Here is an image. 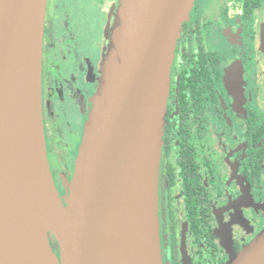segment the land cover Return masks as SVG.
I'll list each match as a JSON object with an SVG mask.
<instances>
[{
  "label": "water",
  "instance_id": "1",
  "mask_svg": "<svg viewBox=\"0 0 264 264\" xmlns=\"http://www.w3.org/2000/svg\"><path fill=\"white\" fill-rule=\"evenodd\" d=\"M195 0H120L64 204L42 118L47 0H0V264H162L158 175L170 70ZM226 264H264V229Z\"/></svg>",
  "mask_w": 264,
  "mask_h": 264
},
{
  "label": "flooded vegetation",
  "instance_id": "2",
  "mask_svg": "<svg viewBox=\"0 0 264 264\" xmlns=\"http://www.w3.org/2000/svg\"><path fill=\"white\" fill-rule=\"evenodd\" d=\"M119 1L46 3L42 118L48 165L60 196L77 154L60 177L49 152L56 153L61 144L56 136L47 143V115L53 116L52 106L70 104L67 114L76 132L69 131L70 144L64 147L74 152L83 133L77 124L82 117L86 122L91 110L108 43L105 31L112 28ZM70 17V36L68 29L79 20L99 29L95 90L88 97L81 90L86 99L80 103L64 101L50 75L48 37ZM70 41L81 46L74 36ZM157 214L162 264H226L264 229V0H195L182 24L165 104Z\"/></svg>",
  "mask_w": 264,
  "mask_h": 264
},
{
  "label": "rangeland",
  "instance_id": "3",
  "mask_svg": "<svg viewBox=\"0 0 264 264\" xmlns=\"http://www.w3.org/2000/svg\"><path fill=\"white\" fill-rule=\"evenodd\" d=\"M107 8L106 5L103 6V15L105 14V9ZM78 19V18H77ZM76 19V20H77ZM70 18H62L61 26L59 31H55L48 37L49 45V58L51 59V78L57 82V87L60 88L62 92V99L65 101L66 99H70L71 103L75 101L80 103V99H86L93 91L95 90V83H94V73L92 71V67L96 64V57L98 56V49L96 47V39L98 38L99 33L95 34L99 29H91L87 25H81V20L77 21L74 25V29H68L71 31V36L67 31V25L70 23ZM86 21V20H85ZM53 25V24H52ZM69 26V25H68ZM76 38V42L79 43L81 46H72L71 37ZM70 51V52H69ZM72 56L69 57V60L66 58L68 55ZM76 58V59H75ZM63 59V60H62ZM87 71L89 73H87ZM86 85V86H85ZM52 86V85H51ZM54 87V86H53ZM93 87V89H92ZM91 89V90H90ZM81 90L88 92V95L85 97L84 93H81ZM60 93V91H59ZM56 104V103H55ZM62 108H61V107ZM50 111H52L53 116H50V113L47 115L49 116L48 122V130H47V143L51 144L52 141H57L61 144V148L56 150V153H53L50 150V158H51V166L54 167L57 171L60 172V177L64 174L67 167H70L68 164L71 159L77 154V146L80 140V136L77 137L75 142V150L74 152L71 151L68 147H64L65 144L68 142L70 144V139L67 137L69 131L74 133L76 132V128L73 124L72 118H70V114H67V109L70 108V104L67 105H59V106H52ZM66 108V109H65ZM50 109V108H49ZM63 112H59V110ZM48 112V111H47ZM71 122V123H70ZM85 122V118L82 117L78 124L80 126V131L83 128V124ZM51 125V126H50ZM56 136V139L54 137ZM68 138V139H67ZM53 141V142H54ZM57 142V143H58ZM50 170V169H49ZM51 172V171H50ZM73 173V167H71L69 176L63 178L61 181V185L63 187V191L65 192L63 196H60L57 187L55 186L59 198L62 200L64 204V199L66 197V188L67 184L69 183V179H71ZM51 174V173H50ZM52 177V176H51ZM54 183V182H53ZM47 243L48 247L51 250L52 255L57 260L58 264V248L53 240V238L47 234Z\"/></svg>",
  "mask_w": 264,
  "mask_h": 264
},
{
  "label": "bare ground",
  "instance_id": "4",
  "mask_svg": "<svg viewBox=\"0 0 264 264\" xmlns=\"http://www.w3.org/2000/svg\"><path fill=\"white\" fill-rule=\"evenodd\" d=\"M35 234L37 238V245L39 247V252H40L39 255L40 264H50L47 251L44 247V242H43L44 229L39 225H37L35 228Z\"/></svg>",
  "mask_w": 264,
  "mask_h": 264
}]
</instances>
